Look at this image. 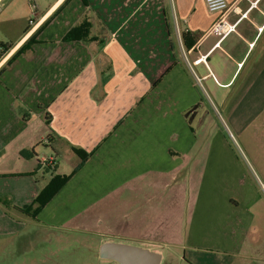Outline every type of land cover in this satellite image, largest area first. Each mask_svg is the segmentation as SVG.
<instances>
[{"label":"crops","instance_id":"obj_1","mask_svg":"<svg viewBox=\"0 0 264 264\" xmlns=\"http://www.w3.org/2000/svg\"><path fill=\"white\" fill-rule=\"evenodd\" d=\"M42 1L36 23L29 4L28 27L0 48V253L105 224L121 234L107 240L160 252L161 264L185 243L264 264L253 209L264 178V0H229L239 22L218 46L205 0ZM85 19V39L65 41ZM69 174L33 217L51 179Z\"/></svg>","mask_w":264,"mask_h":264},{"label":"rangeland","instance_id":"obj_2","mask_svg":"<svg viewBox=\"0 0 264 264\" xmlns=\"http://www.w3.org/2000/svg\"><path fill=\"white\" fill-rule=\"evenodd\" d=\"M40 1L42 0H8L6 5L1 4L0 46L14 42L20 33L25 31L29 24V4L36 3L38 6ZM229 137L233 141L230 134ZM71 160L69 156L60 158L58 171L61 173L64 170V172L70 171L69 162ZM256 190L258 195L253 209L257 213L256 222L264 227V178L258 181ZM114 216L118 215L114 214ZM184 218L185 216H182V219L178 218V220L183 221ZM107 227L103 224L98 232L89 234L78 230L60 231L57 236L49 233L46 237L42 235L43 238L28 243L27 247L18 239L16 245L11 246L10 251L2 250L0 264H120L115 260L100 256L101 240L121 239V234H115ZM184 229L185 226L182 224L181 231L184 232ZM181 231H179V237L182 236ZM176 233L177 237L178 232ZM164 257L165 260L163 259L162 264H235L224 260L217 249L207 250L201 247H192L186 243L184 246L171 245Z\"/></svg>","mask_w":264,"mask_h":264},{"label":"water","instance_id":"obj_3","mask_svg":"<svg viewBox=\"0 0 264 264\" xmlns=\"http://www.w3.org/2000/svg\"><path fill=\"white\" fill-rule=\"evenodd\" d=\"M197 107L195 105L187 112V116L191 114L190 121ZM99 253L102 258L115 260L120 264H161L162 261L160 252L121 241H104L99 247Z\"/></svg>","mask_w":264,"mask_h":264},{"label":"trees","instance_id":"obj_4","mask_svg":"<svg viewBox=\"0 0 264 264\" xmlns=\"http://www.w3.org/2000/svg\"><path fill=\"white\" fill-rule=\"evenodd\" d=\"M43 27V26H42ZM42 27H40L36 33H38ZM91 29V23L88 20H83L80 24L76 25L75 27H73L72 29H70L67 34L64 36V40L65 41H69V40H78V39H85V37L88 35V32H90ZM35 33V34H36ZM35 34H33L26 42V44L31 45L32 43L36 42L35 40ZM183 37V41L185 46L187 47H191L193 42H189L187 39V34L183 32L182 34ZM75 151L82 157V162H84L87 157L88 154L84 153L82 150L80 149H75ZM76 171V170H74ZM72 174L69 175H55L49 185L47 186V188H45L42 192H41V197H37L35 199V204L37 203L38 205L36 206V208L30 213L33 217H35L37 215V213L46 205V203L57 193V191L65 184L67 183V181L71 178ZM43 196H45L43 198ZM30 206H28L27 208H29ZM26 210V207H25ZM24 211V210H23ZM28 212V210H27Z\"/></svg>","mask_w":264,"mask_h":264},{"label":"built area","instance_id":"obj_5","mask_svg":"<svg viewBox=\"0 0 264 264\" xmlns=\"http://www.w3.org/2000/svg\"><path fill=\"white\" fill-rule=\"evenodd\" d=\"M6 0H0V9L1 4ZM250 1V8L256 7L260 0H249ZM208 10L211 13L218 14L216 20L213 23L212 29L219 35V40L216 42L215 46H218L222 39H224L227 35L232 32H235L237 29V25L239 20L235 22H231L228 20V13L230 10L229 0H205ZM30 10H31V23L33 25L36 23V16L38 14L39 8L36 3H30ZM248 11L244 12L241 15V18L247 16ZM264 26L260 29L263 30ZM254 45V42L251 43ZM1 48V46H0ZM206 58V55H202L197 59L192 60L193 65H198L203 59ZM201 80V77H198ZM45 162L48 160L44 157L43 159Z\"/></svg>","mask_w":264,"mask_h":264}]
</instances>
